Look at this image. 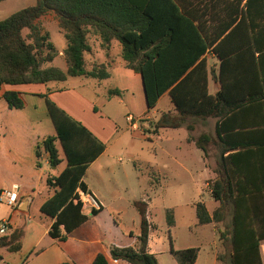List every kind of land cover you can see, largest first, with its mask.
Wrapping results in <instances>:
<instances>
[{"label": "trees", "instance_id": "16d2710c", "mask_svg": "<svg viewBox=\"0 0 264 264\" xmlns=\"http://www.w3.org/2000/svg\"><path fill=\"white\" fill-rule=\"evenodd\" d=\"M46 15L63 32L65 70L52 65L58 52L38 23ZM190 16L182 0H36L0 20V87L62 83L70 77L105 80L109 76L105 64L86 68L88 36L103 51L116 42L125 66L141 75L147 109H153L165 93L173 105V112H161L148 122L153 133L182 126L192 131L195 123L217 119L212 135L187 138L204 154L209 144L217 152L214 175L207 184L217 205L209 212L198 203L197 222L215 226L225 264H262L264 0H202V26L194 27ZM208 76L218 80L214 94L208 93ZM1 97L8 109L24 106L18 92L6 90ZM44 102L54 135L36 145V157L45 152L50 167L62 161L65 166L46 178L54 191L39 211L53 219L48 235L61 243L98 212L91 209L84 214L75 191L86 192L81 178L104 145L55 104L46 98ZM133 206L139 216L137 246L112 247L110 257L128 264H158L146 252L148 233L155 227L147 222L146 203L135 201ZM166 213L170 227L173 218ZM20 240V230H9L0 236V248L14 253ZM169 253L176 264H194L197 257L192 247H170ZM217 260L222 263L223 258ZM91 264L107 261L98 254Z\"/></svg>", "mask_w": 264, "mask_h": 264}, {"label": "rangeland", "instance_id": "374dc122", "mask_svg": "<svg viewBox=\"0 0 264 264\" xmlns=\"http://www.w3.org/2000/svg\"><path fill=\"white\" fill-rule=\"evenodd\" d=\"M35 2L36 0H1L0 20ZM38 23L48 32L49 40L58 52L52 65L65 70L63 50L66 41L63 32L59 30L51 15L42 17ZM88 44L93 54H85L87 69L91 67L93 61H98L97 56L101 53L98 42L93 36H88ZM118 54L119 49L114 44L110 55ZM119 65V62H114V65L108 67L109 78L101 83L83 77L68 78L62 83H51L64 91L62 106L64 105L63 107L68 111H73L95 133H99L106 146H111L93 166L92 178H97L102 183L106 193L111 194V201L115 202L112 206L119 208V211L112 214L110 210L104 209L92 222L87 223L86 228L90 229L94 225L100 229L106 236L104 244L107 247L112 241L127 243L129 238L125 231L127 229L135 232L139 219L131 202L140 200L147 193L153 203L152 215L156 233L164 239L163 253L159 255L160 264H174L173 256L168 253L169 247L173 250L196 248V264H214L215 256L222 257L223 261L220 264H225L224 247L215 226L200 225L196 218L198 203H203L209 211L215 206L208 186L203 185V178L199 174L202 165L200 166L197 160L202 157V151L187 139L188 137L195 139L202 134L204 130L202 124L195 123L190 132L185 126L177 130L167 129L165 134L171 135L173 140L166 141L161 136L153 137L155 134L148 123L153 119L150 118L144 122L146 138L137 134L131 135L126 120L127 114L130 113L128 109L133 110L131 118L138 125L141 122L138 119L143 118L142 114L145 113V104L143 101L140 105L137 101L129 102L130 92L127 93V89L132 83L120 76L122 73L116 69ZM17 87L35 88V85ZM46 92L43 89V93ZM137 98H140V95ZM168 102V97L163 96L152 112L166 111L165 106ZM52 129L53 125L43 100L25 96L23 108L13 110L8 109L4 100L0 99V189L9 187L13 177H16L12 174L15 173L12 169V161L18 164L17 167L22 165L20 161L26 164L32 150L44 136L52 132ZM187 132L190 135L187 136ZM181 142L183 145L180 144ZM175 146L181 149L178 150ZM154 149L157 153L155 163L158 167H163L166 174L159 180V185H155L154 190L148 191L151 172L144 164L133 162L131 157L139 158L146 153L150 157V154H154ZM209 151V157L204 164L212 171L215 169V164L210 157L214 156V151ZM182 152L192 153L193 158L191 160L183 158ZM167 153L174 155V159L166 156ZM40 163L42 165L43 161ZM207 177H209L208 181L212 178L210 174H207ZM5 208V205L0 204V212L5 211ZM166 212L172 215V228L167 225Z\"/></svg>", "mask_w": 264, "mask_h": 264}, {"label": "crops", "instance_id": "0c3cea01", "mask_svg": "<svg viewBox=\"0 0 264 264\" xmlns=\"http://www.w3.org/2000/svg\"><path fill=\"white\" fill-rule=\"evenodd\" d=\"M243 2L244 1H242V4ZM182 5L183 8L190 13L191 15L190 19L192 20L193 26L194 27L200 25L202 26V0H182ZM200 35L202 34L200 33ZM114 44L119 49V46L116 42H112L109 51H103L99 48L101 50V53L98 54L97 56L98 61H93L91 63V66L94 63H99V64L102 63L105 64L107 68L108 67L110 68L112 65H114V62H119L120 65L116 69H118V71L122 73V74L119 73L120 76L123 78H127L132 83L131 87L127 89V93L130 92L129 93L130 97L128 98L129 102L133 103L137 101L140 105L141 101H143L145 104V113L142 114L143 118L144 117H147V119L152 118L155 121L158 118L159 113L164 111L155 113L152 112V109H150L151 111L147 109L144 98V92L142 88L141 75L125 66V62L120 57V50L118 55H114V56L110 55L112 53ZM90 53L93 54L92 51L88 52V54ZM254 55L256 56V54ZM118 56L120 58H118ZM85 57L86 56L84 54V60ZM215 62L218 63L216 59ZM70 78H80V77H70ZM93 81L101 83L104 80L102 81L93 80ZM51 83H48L46 85L32 84L35 85V88H18L17 86L14 87L2 86L0 87V99H2L1 97L2 93L6 90L18 92L22 97L23 102L25 96H32L33 98L37 97L43 101L46 98L47 100L55 104L58 108L63 110L72 119L76 120L81 125H83L92 135H94L104 145V150L91 163H89L81 178L82 183L86 187V193L90 194L98 202L99 209L96 215L89 217L87 221H85L77 228L72 230L70 233H68L66 235V240L64 242L59 243L57 240L50 238V236L48 235V230L50 228L51 223L53 222V219L41 213L39 211V208L40 205L44 202V200L48 198L54 191L53 188L46 185V178L51 175L52 176L57 175L64 168L65 161H62L55 168L50 167L47 161V153L45 152L41 153L40 157L37 158L35 149H33L29 158L26 161V164L20 161L22 165H19L20 167H17L18 164L12 161V169L13 172L15 171V173L12 174L15 175L16 177H13V180L11 181L9 186L13 184L19 186L20 200L16 211H12L9 207L5 206L6 207L5 211L0 212V222L3 220L10 219L12 223V227L10 230L13 229L20 230L21 240H20L19 250L14 253H9L6 251L5 248H0V256H1L0 264H91L94 258L98 254L102 255L105 258L107 264H128L124 261L112 260L109 251L112 247L135 248L137 246L136 236L138 235V230H139V219H138L137 229L135 230V232L132 230L127 231L126 229L125 233L129 238V241H127V243L124 244V243H120V242L118 243L116 241H112V243H109L110 244L109 247H107L104 244V242L106 241V236L100 229L96 228L94 225L90 229L86 228L87 223H89L90 221L92 222V220L98 217L104 209L110 210L112 214L119 211V208L116 209L115 207L112 206V204H114L115 202L111 201L110 199L111 194L106 193L102 183H100L97 178H92L94 175L92 173L93 166L101 159V157L107 152V150L111 148V146L109 145L106 146L104 141L100 138L99 133H95L88 125H86L80 118H78L73 111H68V109H65L63 107L64 105L62 106L64 91L56 84H51ZM48 85L50 86L49 88ZM43 89L47 91L46 94L43 93ZM218 89H219L218 80L212 79L210 76H208V84H207L208 93L214 94L218 91ZM139 95L140 98H137ZM165 95L168 97V101H169L168 104L165 106L167 108L166 111L173 112V105L171 104L167 93L163 94L158 99L157 103H159L160 99ZM128 110L130 113H128L127 116L131 117V112H133V110L132 109H128ZM216 122L217 119L214 118H207L204 121H202V123L199 122L198 124H202V129H204L202 130V134L212 135ZM183 127L184 126H182V128ZM165 130L167 129H159L156 133H154L155 134L154 136L153 135L151 136L155 138L161 136L166 141L173 140V137L171 135L169 136L165 134ZM170 130H177V129H170ZM129 131L131 135L137 134L143 137H145V133H147L144 122H140L135 129L129 127ZM52 135H54V129H52V132L46 136H52ZM188 135L190 134L187 132V136ZM46 136H44L43 138H45ZM184 141L185 143L187 142L185 139ZM180 144L183 145L182 142ZM175 147H177L178 150L181 149L179 146H175ZM206 149L207 152L205 154L202 152V157L198 158L197 162L200 164V166L202 165V169L199 172V174L203 178V185L207 187L208 180L210 177V176L207 177V174H210L211 177H213L214 169L210 171V168L204 163L206 162V159L209 157L208 156L210 152L209 150H213L214 156L211 155L210 158L213 159L215 164L217 152L213 149V147L210 144L206 146ZM153 153L154 154H150V157L147 156L148 153H146L145 156L139 158L134 156L131 157L133 162L135 163L139 162L140 164H144L146 168L150 170L152 177L148 182L149 184L147 188L148 191L154 190L155 185H159L160 183L159 180L162 177H164V175L166 174V170L161 166L158 167L157 164L155 163V160L157 158L156 157L157 153L155 149ZM166 156H171L174 159L173 157L174 155L170 153L169 154L167 153ZM182 157L183 158L185 157V159L187 160H191L193 158V154L188 152H182ZM118 160L120 161V159ZM40 161H43L42 165ZM153 165H155V168H153ZM135 201H143L146 203L147 222L150 225L155 226L154 229H150L148 233L147 241H146V252L149 254H153L157 260V263L160 264L159 255L163 253L164 239L161 236L157 235L156 233L157 229H156V225L153 222V215H152V212L154 210L153 203L151 202L147 193H145L140 200H133L131 202L132 206H133V202ZM213 203L215 204V206L217 205L216 202L213 201ZM215 206H213L212 209ZM90 210L91 209L89 208L82 207V212L84 214H88ZM170 228H172V226H170ZM196 261H197V257L194 264H196ZM173 263L176 264L175 259ZM220 263L221 262L217 260V256H215L214 264H220Z\"/></svg>", "mask_w": 264, "mask_h": 264}, {"label": "built area", "instance_id": "2783aa9c", "mask_svg": "<svg viewBox=\"0 0 264 264\" xmlns=\"http://www.w3.org/2000/svg\"><path fill=\"white\" fill-rule=\"evenodd\" d=\"M146 118V119H145ZM145 119L147 117L141 118L139 120ZM127 122L129 123L130 128L135 129L137 127L136 122L129 116L126 117ZM76 200L81 203L82 207L98 210V202L86 192H83L79 188L75 191ZM19 186L13 184L7 188L0 189V204H3L9 207L12 211H16L19 205ZM12 227L10 219L3 220L0 222V236L6 234ZM259 252L262 264H264V241L260 242Z\"/></svg>", "mask_w": 264, "mask_h": 264}, {"label": "water", "instance_id": "95a60500", "mask_svg": "<svg viewBox=\"0 0 264 264\" xmlns=\"http://www.w3.org/2000/svg\"><path fill=\"white\" fill-rule=\"evenodd\" d=\"M142 88H143V84H142ZM144 92V91H143Z\"/></svg>", "mask_w": 264, "mask_h": 264}]
</instances>
